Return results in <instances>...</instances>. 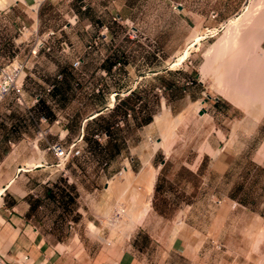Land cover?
Masks as SVG:
<instances>
[{"label":"rangeland","instance_id":"374dc122","mask_svg":"<svg viewBox=\"0 0 264 264\" xmlns=\"http://www.w3.org/2000/svg\"><path fill=\"white\" fill-rule=\"evenodd\" d=\"M0 1L5 3L7 0ZM105 1L87 0L92 3L90 14L80 16L71 11L68 22L79 29L78 37L73 35L71 41L80 40L81 49H76L61 39L56 44L59 38L53 30L40 32L34 17L37 6L33 13L34 10L20 1L24 12H13L11 17V5L18 2L10 1L0 7V39H4L6 44L2 52L0 51V78L1 70L6 66L20 65L22 68L15 85L0 96V101L13 94L15 103L24 104V73L30 58L32 57L34 64L40 50L54 53L56 57L72 55L70 68L77 77L73 79L72 87L75 91L83 88L86 92L84 114L103 103L99 97H90L101 92V86L85 78L86 74L83 72L85 64L82 56L87 57V70H95L94 58L98 39H106L107 43L111 41L118 45L131 41L129 48L133 56L150 60L153 68L163 64L166 69L161 74L153 75L152 79L141 86L147 94L145 115L149 122L144 129L136 125L143 119L140 111L143 101L137 93L120 105L116 101V95H110L114 102L111 101L109 106L105 104V109L110 111L101 116L105 117L102 120L104 131H92L87 136L81 132L79 136L68 140L67 115L55 112L49 117L42 108H38V136L42 138L52 127L56 128L57 135V140L49 143L47 147L55 160L46 182L51 191L50 197L42 192L45 197L42 202L38 203V198L32 196L38 194L36 188L43 185L41 180L48 175L46 172L31 171L39 161H27L29 170L23 177L19 176L22 174L18 171L21 170V156L27 155L30 147L0 145V211L4 209L3 201L5 204L10 202L7 198L10 194L4 190L5 184L14 182L9 187L10 191H15V184L24 185L28 189L34 188L35 191L28 194V201L31 206L34 205L31 210L34 224L44 234L49 235L50 242H71L74 248L80 247L78 256L86 254L89 258H93L94 253L98 255L104 246L127 242L135 231L143 233L140 234L142 237L147 236L144 244L152 241L151 246L154 248V238L165 230L167 220L174 218L176 212L188 210L187 204H191L193 199H206L208 183L215 186L218 192L215 201L219 204L217 208L224 205L221 199L224 198L223 195L231 192L232 187L236 188V196L239 198L240 189L236 184L241 180L238 174L240 158L243 157L241 154L236 156L227 181L217 175H206L203 169H211L207 158L202 172L194 174L191 171L197 166L198 159L206 153L216 157L233 145L239 146L240 142L245 144L246 141H251L255 144V136L264 139V52L259 47V39L257 38L258 45L253 49L242 46L240 53L238 49L241 44L250 43H240L237 47L228 44L225 51L214 55L215 58L211 55L214 54L212 46L225 32L226 21L238 15L252 0H130L134 7H125L122 18L112 17L109 12L103 13L101 7L106 5ZM30 2L27 5L31 6ZM262 4V9L254 16L258 37L264 34V0ZM128 11L130 15H127ZM128 17L130 20H127ZM87 19L94 25L85 28ZM9 22L15 25L11 31L4 28ZM100 22L106 25L104 33H111L106 38L102 37V31H98ZM49 31L52 34L48 37ZM23 44H26V49L21 50ZM22 51L24 52L21 53ZM185 51L188 54L182 60L178 59ZM238 56L244 57L243 60ZM207 57L214 59L202 78L200 69ZM76 60H79L77 68L73 66ZM236 61H240V64L237 65ZM120 65L121 62L117 60L116 67ZM62 79V72L57 71L53 80L45 86V93L52 92ZM223 89L229 90L234 101L221 95L220 90ZM106 98L103 99L104 103ZM241 104L243 113L239 110ZM256 105L263 109L253 110ZM203 109L205 112L198 114ZM166 111L170 124L161 126L153 121L155 115ZM241 114L244 116L243 124ZM260 120L261 125L255 129L256 122ZM93 125L91 129L96 126ZM253 129L255 133L251 134ZM155 141H161V145L153 152ZM54 145L64 150L63 159L56 157L52 149ZM18 153L20 157L17 156ZM127 162L129 180H126L123 171ZM215 169L219 171L218 167ZM152 170H156V176L151 193V207L133 226L124 229L122 223L126 218L115 214V208L117 205L130 204L132 193H145L141 179ZM120 191L122 195L119 194ZM3 192H6V196ZM120 197H123L121 201ZM40 204L42 207L37 208ZM251 204L254 210L255 201ZM189 210L193 212L192 208ZM196 210L205 211L207 208L199 206ZM250 210L244 209L238 203L233 206L226 229H221V238L215 243L216 253L209 257L212 259L210 264H264V233L261 225L255 223L254 211L252 213ZM182 211L173 223L175 229L180 226L178 221H183ZM118 221V226L111 224ZM90 223L97 228L96 233L90 230ZM204 224L207 231V218ZM216 229L220 230L218 224ZM240 233H244L242 239Z\"/></svg>","mask_w":264,"mask_h":264},{"label":"crops","instance_id":"0c3cea01","mask_svg":"<svg viewBox=\"0 0 264 264\" xmlns=\"http://www.w3.org/2000/svg\"><path fill=\"white\" fill-rule=\"evenodd\" d=\"M10 1L18 2L11 5L10 17L14 15L13 12H24L20 1L34 10L31 13H35L37 6V14L36 16L34 14V17L37 19L40 32L53 30L59 38L56 44L61 39L72 44L76 49L82 48L80 40L71 41L73 35L78 37L79 29L78 26L69 23L68 20L72 12L80 16L86 13L90 14L92 3L87 2V0H7L5 5ZM28 2L32 3L31 6L27 5ZM105 3L106 5L101 7V10L103 13L109 12L112 17L119 16L122 18L125 7L129 9L134 7L130 0H122V3L121 0H106ZM127 15H130L129 11ZM127 20H130L129 17ZM87 22L88 24L84 25L85 28L94 25L88 19ZM98 25H100L98 31L103 32V38L111 35L110 32L108 35L104 33L106 25L101 22ZM98 25L96 24L97 27ZM13 27L15 28V25L9 22L4 28L11 31L14 29ZM130 43L131 41H127L118 45L111 41L107 43L106 39L105 41L98 39L94 58V72L87 70V57L82 56L85 64L83 66L85 78L92 82L95 81V84L101 86V92L90 97L95 99L99 97L103 102L100 107L85 114L83 111L87 100L86 92L83 88L75 91L72 87L73 79L77 78L70 68L72 55L63 54L56 57L54 53H47L43 50L38 52L34 64L32 57L27 63L28 68L24 73L25 78L22 87L24 104L15 103L13 94L5 96L0 101V145H27L31 149L27 155L21 156V170L18 171H21L22 174L19 176L23 177L24 173L29 170L26 162L30 160L39 161L31 171L48 173L41 180L43 185H37L39 186L36 188L38 194L32 195L33 198H38V203L45 198L42 192L50 197L51 191L46 182L50 177L49 174L55 159L47 147L49 143L57 140L55 127H52L50 132L42 138L38 136L37 131L40 127L38 123L39 107L49 117H52L55 112L67 115L69 120L66 131L67 140L79 136L81 132L87 136L92 131L95 133L104 131L102 130V120L105 117L101 116L110 111V109H105V104L109 106L111 101L114 102L110 95H116L117 100L116 98L115 100L120 102V105L128 97L139 94L141 101H143L140 110L143 119L136 125L144 129L149 124L145 115L147 111V99L145 97L147 94L141 89V86L152 79L153 75L161 74L166 69L163 64L153 68L150 60L133 56L129 48ZM5 45L4 39H0L1 52ZM259 47L264 52V34L260 38ZM20 48L21 50L26 49V44L21 45ZM85 54L88 55V53ZM117 60L121 62L119 67H116ZM57 71L62 72L63 79L57 83L52 92L46 94L45 86L53 80ZM104 97H107L105 103ZM262 109L260 105H256L253 110L261 111ZM239 110L241 113L244 112L242 104ZM243 123L244 116L241 114V124ZM93 124L96 126L91 129ZM259 125H261V120L256 122L255 129ZM255 129L251 134L255 133ZM254 139L255 144L246 141L245 144L240 142L239 146H235L233 145L235 142H233L232 147L226 149L224 153H219L216 157H211L206 153V157L202 156L198 159L197 166L191 171L195 174L205 170L208 177L217 175L227 181L236 156L241 154L243 157L240 158L238 172L241 180L239 184H236V187L238 186L240 189L239 198L236 196V188L232 187L231 192L223 195L224 198L221 199L224 205L217 208L216 206L219 204H216L215 201L218 192L215 186L208 183L206 199H193L191 204H187V207L192 208L193 212L189 209L181 210L183 221L182 224L178 221L180 226L176 229L173 223L181 211L176 212L177 214L171 220H167L165 230L161 232L160 236L154 238V248L151 246L152 241L144 244V241L147 242V236L144 237L143 235L142 237L140 234L143 233L135 231L127 242L104 246L97 253L98 255L93 254V258H89L86 254L78 256L77 252H81L79 246L74 248V244L71 242H50L49 235L44 234L34 224V215L31 213L34 205L31 206L28 201L30 199L28 194L35 191L34 188L28 189L24 185L15 184V191H10L9 187L14 182L5 184L6 189L4 190H7L11 197L7 196L10 200L9 204H5L6 202L3 201L4 209L0 211V255L9 264H210L212 259L210 260L209 257L216 253L215 243L221 238V229H226L232 208L237 203L246 210L251 209L252 213L254 211L255 223L261 225L260 228L264 233V139H258L256 136ZM17 156L20 157L19 153ZM206 158L211 169H203ZM216 167L219 168V171H216ZM3 195L6 196V192H3ZM253 200L255 201L254 210H252L251 204ZM199 206L207 208V210H196V207ZM41 207V204L37 206V208ZM206 218L207 231L204 228ZM217 224L220 226L219 231L216 229ZM240 234V239H242L244 233Z\"/></svg>","mask_w":264,"mask_h":264},{"label":"bare ground","instance_id":"6f19581e","mask_svg":"<svg viewBox=\"0 0 264 264\" xmlns=\"http://www.w3.org/2000/svg\"><path fill=\"white\" fill-rule=\"evenodd\" d=\"M1 2L2 1H0V7L1 6H5L4 5L5 3L4 2L1 3ZM262 5H263L262 4V0H252L249 5H246V6L243 7V9L241 10V12L238 15H236L234 18L228 19L226 21V23H225V25H226L225 32L222 33L223 35H220L221 37L219 38V40L212 46V48L214 49V54L212 53L211 55H213V57H214V55H219L221 52L225 51V49H226L228 44H230V46H232V47H237L240 43H244V42L250 43V44H245V45L241 44V47L238 49V50H240V53L242 52L241 51L242 48H243L242 46H245V47L248 46V47H251L253 49L256 45H258V42L260 41L261 37H258V35H257V33H258V31L256 29V24L257 23H255L256 20L254 19V16L257 13H259V11L262 9ZM33 6H35V5H33ZM257 38L259 39V41H258ZM194 39H197V38H194ZM249 51H251V49ZM206 53L208 54V52H206ZM186 54H188V51H185L181 56H179L178 59L182 60L186 56ZM237 55H238V53H237ZM238 58L242 59L244 57H239L238 56ZM213 59L212 58L210 59L209 57H207L206 61L201 66L200 76L202 78L205 77V75H206V73L208 71L207 69L209 68V64H210V62H213ZM239 62L237 63V61H236L237 65L240 64ZM241 65H242V63H241ZM240 69L242 70L241 66H240ZM240 69H238V70H240ZM244 78H246V77H244ZM247 82H245V83H247ZM226 88H228V87H226ZM228 91H229L228 89L220 90L221 95L224 98L234 101L232 99L233 97L231 96V94ZM167 112L168 111H166L165 113L160 114V115H155L154 118H153V121L155 123H157L158 125H161V126H165L166 124H170ZM168 126L169 125H167L166 128H168ZM159 145H161V141H155L152 151L154 152L156 150L157 146H159ZM123 171L125 173L124 175H125L126 180H129L130 179L129 178L130 177V170H129L128 162L125 163ZM155 176H156V170L148 171L147 175L146 176H142V179H141V180H143V183H144V186H145V193H143V194H140L138 192L132 193L131 194L132 195V199H131L132 201L130 202V204H128L127 206L117 205V207L115 208V210H116L115 214H118L119 217L126 218L125 220H123L124 222L122 223V225H123L122 228L125 229V228H129L131 225L133 226V224H135V222H137V220H139L142 216H144L146 214V212L148 211V209L151 207L150 206V200H151V193H152V190H153L152 189L153 188V184H154V181H155ZM1 191H3V190H1ZM118 192H119V190H118ZM119 194L122 195V192L120 191ZM120 195H117V196L119 197ZM122 198L120 197V201L122 200ZM117 200H119V198H117ZM108 211L109 210H107V212ZM107 212H106V214H107ZM113 215H114V213H113ZM119 217L117 219H120ZM110 219H111V217H110ZM113 221H114V219H113ZM118 223H119V221L116 222V223H111V224L112 225H117ZM119 225H120V223H119ZM89 228H90V230L93 233L97 232V228L91 223L89 224ZM127 234H129V233H127Z\"/></svg>","mask_w":264,"mask_h":264},{"label":"built area","instance_id":"2783aa9c","mask_svg":"<svg viewBox=\"0 0 264 264\" xmlns=\"http://www.w3.org/2000/svg\"><path fill=\"white\" fill-rule=\"evenodd\" d=\"M50 34H52L51 31L47 32L48 37ZM78 65H79V60L73 62V66L75 68H77ZM21 69L22 68L20 65H12V66H6L1 70L2 74L0 78V96L7 93L13 87V85H15V82L19 77ZM52 149L55 152V155L58 159H63L65 157L64 150L60 146L54 145L52 146ZM0 264H9V263L6 262L3 259V257L0 255Z\"/></svg>","mask_w":264,"mask_h":264},{"label":"water","instance_id":"95a60500","mask_svg":"<svg viewBox=\"0 0 264 264\" xmlns=\"http://www.w3.org/2000/svg\"><path fill=\"white\" fill-rule=\"evenodd\" d=\"M204 112H205V109H203V110H199V111H198V114L201 115V114H203Z\"/></svg>","mask_w":264,"mask_h":264}]
</instances>
